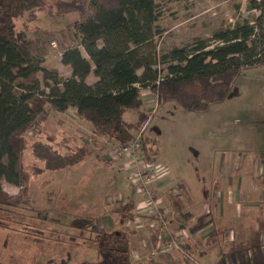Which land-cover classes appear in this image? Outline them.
Here are the masks:
<instances>
[{"label":"trees","instance_id":"obj_1","mask_svg":"<svg viewBox=\"0 0 264 264\" xmlns=\"http://www.w3.org/2000/svg\"><path fill=\"white\" fill-rule=\"evenodd\" d=\"M180 1L188 0L60 1L59 10L78 14L61 33L72 29L87 55L77 47L63 49L60 61L69 66L70 75L60 78L56 70L43 65L42 31L29 35L16 29L13 21L24 15L35 18L44 0H0V210L12 205L3 181L22 186L25 179L79 163L90 148L82 138L89 143L102 138L108 148L132 140L149 118L142 90L157 96L158 107L175 102L187 111H204L229 95L243 68L264 63V0H249V8L259 11L253 22L224 24L208 38L157 49L155 40L165 30L159 21ZM158 64L165 65L163 74ZM89 76L94 77L92 82L87 81ZM129 110L136 112V120L124 119ZM68 111L90 123L92 133L78 131L73 137L51 122L55 114ZM28 155L31 160L25 163ZM141 155L156 161L155 141L145 131ZM173 194L178 198L175 203H180L182 188ZM136 205L129 201L110 213L120 223L133 222L138 216ZM159 211L164 218H145L151 223L146 230L153 250L164 244L163 221L168 213L162 205ZM207 223L199 219L189 229L183 250L176 253L179 261L210 264L202 261V244L191 236ZM68 225L96 234L99 259L93 264H162L152 256L146 263L133 262L127 236L100 231L95 218L74 216ZM211 264L223 262L219 257ZM245 264H264V249L251 253Z\"/></svg>","mask_w":264,"mask_h":264},{"label":"rangeland","instance_id":"obj_2","mask_svg":"<svg viewBox=\"0 0 264 264\" xmlns=\"http://www.w3.org/2000/svg\"><path fill=\"white\" fill-rule=\"evenodd\" d=\"M60 1L66 0H44V7L35 12V18L28 19L24 15L15 17L13 21L16 29L26 30L29 35L42 31L40 35L45 52L43 65L56 70L58 77L66 78L70 75V68L60 61L63 49L67 46L77 47L84 57L87 55L78 39L72 36V29L68 28L62 35V29L67 28L65 26L74 21L78 14L59 10ZM248 4L249 0L176 2L171 10H165L164 17L159 21L165 30L155 40L157 49L182 45L196 37L208 38L217 27L224 24L232 26L244 20L253 22L259 11L250 9ZM157 67L163 74L165 65L158 64ZM38 75L42 89L46 91L41 73ZM87 81L92 82L93 77L89 76ZM146 99L149 98L143 96V101ZM135 116L133 110L124 113V118L130 121ZM145 134L153 144L155 141V162L168 170L165 175L169 172L174 182L185 180L193 194L202 198L199 200H203L213 190L217 191L211 186L214 181L224 189L228 186L225 184L235 185L228 177L221 176L223 158L228 163L236 161L238 157L250 158L253 166L248 163L241 166L247 167L251 177H256L257 162L258 159L262 161L260 158L264 153V63L243 68L229 95L204 111H187L175 102L157 107ZM94 158L92 155L81 164L67 167L58 173L45 171L37 177L25 179L22 186L2 182L4 191L11 196L12 205L9 210H0V264L95 263L99 259L95 247L96 234L71 228L68 222L73 216L98 218L96 223L99 230L127 236L133 262L146 263L152 256L162 264H184L179 261L180 256L176 253L178 248L183 249L179 241L187 238L189 229L193 227L184 223L183 213L186 210H178L170 197L161 198L160 194L157 195L159 205L168 209V229L167 234L162 235L164 244L153 250L146 230L151 223L146 217L139 216L133 222L126 223H120L116 218L98 217L103 208L115 203L114 192L120 193V197L115 200H121L124 190L137 193L134 192L132 182L126 178V172H111L102 162L93 164ZM30 160L28 155L25 163ZM111 161L116 162L113 159ZM93 165L97 167L93 169ZM248 176L246 174L243 177L244 182ZM211 177L214 181H210ZM231 195L229 198L234 199L235 195ZM102 198L104 203L99 202ZM214 198L191 204L190 211L200 213L208 221L191 236L199 245L204 244L205 239L211 240L206 247V251L210 252L207 259H216L218 253L225 250L229 254L226 255L229 264L235 261L236 264H244L251 253L247 240L249 235H236L233 229L224 236L215 233L220 213L224 212V204ZM260 215L264 217V214ZM181 225H184L182 231L178 229ZM230 226L237 228L233 222ZM174 235L179 237L178 242L171 241ZM240 237L242 239L234 242ZM36 238L40 241L33 243ZM239 247H242L241 251H237ZM230 250L240 254L237 260L228 253ZM230 257L232 260H229ZM202 261L207 263V260ZM211 262L214 263V260Z\"/></svg>","mask_w":264,"mask_h":264},{"label":"crops","instance_id":"obj_3","mask_svg":"<svg viewBox=\"0 0 264 264\" xmlns=\"http://www.w3.org/2000/svg\"><path fill=\"white\" fill-rule=\"evenodd\" d=\"M181 45V44H180ZM94 80V77H93ZM135 112V111H134ZM136 114V112H135ZM124 116V115H123ZM137 116V115H136ZM136 116L135 119L136 120ZM125 119V118H124ZM51 122L55 124L60 130L64 131L67 135L76 137V134L78 131H81L83 133H86L87 135L92 133V126L90 123L79 119L74 116L72 111H68L61 114H55L50 118ZM127 120V119H125ZM130 121V120H127ZM82 141L84 143H87L89 145V152H87L84 159H82L79 163L74 164L72 166L81 164L84 162V160H87L90 156L93 155L95 157L93 159V164H103L106 167H109V171L125 173L123 169H121V163L119 162H113L110 159V153L112 148L106 147L104 141L102 138H99L96 140V142L89 143L86 139L82 138ZM261 160L258 159V166H257V173L256 177H251V174L248 172L247 167L241 166L243 163H248L249 165L253 166V162L248 157H238V159L234 162L229 161L226 162L225 158H223L222 162V173L221 176H226L229 178L230 181L235 182V185L233 184H225V189L219 187V183H216L214 181L213 177H211L210 181H214L211 183V186L217 190L216 192L213 190V192H210L207 196L203 197V200H199L202 198L196 197L193 192L191 191V188L189 187L188 183L185 180H179L178 182H174L171 175H169V172H167L168 175L163 176L161 179H158L154 184L153 188L155 193L158 195L160 194L161 198L163 196L170 197L173 200V204L175 207H177L178 210L185 209L186 211L183 213L184 223H188L190 225H196L198 220L204 219L200 213H194V211H190V206L193 203H199L204 200H212L217 198V201L219 199L220 203L224 204V212L220 213L219 223L216 225L215 233H220L223 236L228 233L230 229H233L234 233L236 235H249L248 241L249 246L248 248H251V253L254 251H260L261 249H264V217L260 215V213L264 214V153L261 154ZM233 160V159H232ZM158 164V163H157ZM69 166V167H72ZM159 166V165H158ZM227 166V170H226ZM97 166L93 165V169H95ZM67 168V167H65ZM65 168H60L57 170L49 171L53 173H58L59 171L64 170ZM166 169V168H165ZM232 169V170H231ZM167 170V169H166ZM108 171V172H109ZM168 171V170H167ZM248 174V180L244 182V176ZM250 181V182H249ZM249 182V184H247ZM188 187V189L186 188ZM176 187L182 188V194L180 197V203H175V201L178 199L177 196L173 194V192H177L178 190ZM219 187V189H217ZM229 187V188H228ZM175 190V191H174ZM173 191V192H172ZM135 192V191H134ZM163 192V193H162ZM113 200L114 204L110 205L106 208L102 209V212L100 216L98 217H109V218H116L113 216L110 211L118 206L123 205L129 201H134L139 204L141 201V196L137 193L133 194L132 192L123 191L121 193V200L116 199L117 197H120V193L114 192ZM232 194V195H231ZM234 196V199H230L229 196ZM101 203H104L103 198ZM229 202H232L230 204ZM259 203V205H258ZM136 205V206H137ZM199 204H197L198 206ZM112 206V207H111ZM168 210V209H167ZM165 207V212H167ZM255 210V211H254ZM74 217V216H73ZM98 218H96L97 220ZM196 223H195V222ZM233 222L237 225V228L231 227L230 223ZM195 223V224H194ZM184 226V225H181ZM178 229H180V227ZM183 230V229H182ZM240 238H236L234 242L239 241ZM210 239H205L204 244L202 243V248L204 252L203 260H207L210 264L211 261H216L217 258L220 257L223 264H229V262L226 261V255H229L226 253V251H220L218 253L217 258L215 259H207L210 256V252L206 251V247L208 244H210ZM244 249V248H243ZM242 247H239L237 251H241ZM228 253H231L233 255V259L237 260L238 252L233 253L232 250L228 251ZM233 253V254H232ZM250 253V254H251ZM236 254V255H234ZM247 257H249V255ZM229 260H232L230 257ZM246 262V259L244 261V264ZM236 264V261L234 262Z\"/></svg>","mask_w":264,"mask_h":264},{"label":"built area","instance_id":"obj_4","mask_svg":"<svg viewBox=\"0 0 264 264\" xmlns=\"http://www.w3.org/2000/svg\"><path fill=\"white\" fill-rule=\"evenodd\" d=\"M141 95L142 98L143 96L149 98L148 100H144L147 111L149 112V118L132 140L113 146L110 158L121 163L122 169H125L126 178L132 182L134 191L141 196V201L136 207L138 213L137 217L157 215L159 218H164L159 211V199L154 191L153 184L166 174V169L159 167L155 161H149L141 155L142 135L147 128L152 113H154L158 107L157 96L148 89L142 90ZM163 225L165 229L163 233L167 234V219L163 221ZM178 238V236L174 235L171 241L174 243ZM179 242L183 247L184 241ZM178 250L183 249L178 248Z\"/></svg>","mask_w":264,"mask_h":264}]
</instances>
